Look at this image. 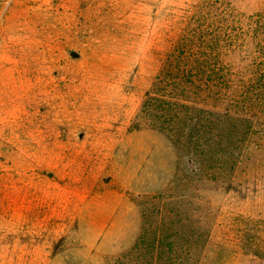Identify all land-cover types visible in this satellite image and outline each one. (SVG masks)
<instances>
[{
    "label": "rangeland",
    "instance_id": "rangeland-1",
    "mask_svg": "<svg viewBox=\"0 0 264 264\" xmlns=\"http://www.w3.org/2000/svg\"><path fill=\"white\" fill-rule=\"evenodd\" d=\"M258 14L264 0H0V264H264V138L199 81L217 44L247 66L235 16L252 48ZM178 64L198 84L171 106L157 91Z\"/></svg>",
    "mask_w": 264,
    "mask_h": 264
},
{
    "label": "trees",
    "instance_id": "trees-1",
    "mask_svg": "<svg viewBox=\"0 0 264 264\" xmlns=\"http://www.w3.org/2000/svg\"><path fill=\"white\" fill-rule=\"evenodd\" d=\"M235 18L236 26L240 31L235 33V37L234 34L231 37H234L239 52L247 56L245 57L249 61L247 66L236 68L232 63L220 60L223 54V46L217 44L216 52L208 54L210 56L216 55V63H213L216 66L211 69L214 67L212 62H210L211 65L205 66L208 70L201 72L203 79L199 81L209 85V88L215 89L216 102L219 101L216 103V108H223L226 110L225 113L230 116H234L233 112L236 113L240 119L249 122V125L248 123L246 125L251 128V135L257 134L264 138V14L256 15L251 22L247 23L246 28L248 29L245 37L249 36L254 39L255 46L252 48L249 45H246L245 48L239 46L241 45L240 41H242L239 34L244 33L246 29L244 27L245 22L238 16ZM208 55L204 56V60H206L205 63L209 64L207 62ZM171 71L172 74L175 73L172 76V89H169L166 84L169 82V78H167L161 82L163 89H159L157 93L163 99L162 101L174 106L186 99L184 95L188 88L187 82L198 84V80L192 76L197 70L193 71L186 64L174 65ZM213 74L216 76V80L213 78ZM218 103H222V105L219 106ZM249 140L251 139H246L243 148L237 152L234 149V153L242 156L245 151L248 152Z\"/></svg>",
    "mask_w": 264,
    "mask_h": 264
}]
</instances>
